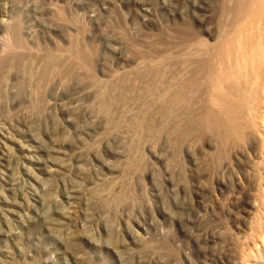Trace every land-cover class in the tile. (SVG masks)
Instances as JSON below:
<instances>
[{
  "label": "rangeland",
  "instance_id": "obj_1",
  "mask_svg": "<svg viewBox=\"0 0 264 264\" xmlns=\"http://www.w3.org/2000/svg\"><path fill=\"white\" fill-rule=\"evenodd\" d=\"M220 1L0 0V264H264V81L229 134L119 87Z\"/></svg>",
  "mask_w": 264,
  "mask_h": 264
},
{
  "label": "bare ground",
  "instance_id": "obj_2",
  "mask_svg": "<svg viewBox=\"0 0 264 264\" xmlns=\"http://www.w3.org/2000/svg\"><path fill=\"white\" fill-rule=\"evenodd\" d=\"M231 1L233 4L229 5ZM217 13L219 35L215 44L209 45L199 38L191 25H182L184 27L177 36L187 43L190 51L138 55V62L131 68V78L121 81L119 87L126 91L129 85L137 84L150 103L154 100L162 103L160 113L163 117L176 112L171 105L190 100L197 92H204L215 109L201 114L200 119L207 121L215 117L223 125V133L236 132V119L242 113L239 108L245 103L241 90L236 87L238 78L243 76L244 87L250 92V97L260 102L254 83L264 81V30L256 34L249 28L254 23L261 25L264 20V0H248V3L247 0H221ZM49 64L45 63L48 67ZM227 82L232 85L225 86ZM111 87L116 88L117 85ZM110 100V96H106L104 105Z\"/></svg>",
  "mask_w": 264,
  "mask_h": 264
}]
</instances>
